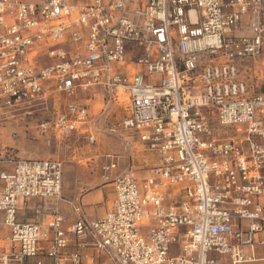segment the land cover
I'll return each instance as SVG.
<instances>
[{"label":"built area","instance_id":"2783aa9c","mask_svg":"<svg viewBox=\"0 0 264 264\" xmlns=\"http://www.w3.org/2000/svg\"><path fill=\"white\" fill-rule=\"evenodd\" d=\"M263 43L264 0H0V129L36 118L47 148L105 132L157 158L139 182L104 156L112 208L86 221L71 204L63 229L62 162L0 151L13 163L0 171V264H242L243 247H264V85L250 93L239 69ZM94 89L107 109L90 118ZM31 199L48 222L20 220Z\"/></svg>","mask_w":264,"mask_h":264},{"label":"crops","instance_id":"0c3cea01","mask_svg":"<svg viewBox=\"0 0 264 264\" xmlns=\"http://www.w3.org/2000/svg\"><path fill=\"white\" fill-rule=\"evenodd\" d=\"M24 1L32 2L34 0ZM251 20L250 16L243 17L235 35H247L246 29ZM263 59L264 43L261 57L250 59L240 65L239 69L249 92L250 88L255 89L254 92L256 93L263 92L264 72L261 64ZM259 86L261 88L258 91L257 87ZM84 98L86 100L82 102L88 106L90 118L97 115L101 108L107 109L102 93L98 89L91 90L89 95ZM98 106L100 108L96 110ZM117 110H112L115 112V118L125 115L123 111ZM36 124V118H29L24 121H8L4 125L5 129H0L1 135H7V138L0 137V151L16 150L18 152L16 156L19 158L12 157L14 160L52 159L62 162L61 195L64 201L59 205V212L63 217V229H68L78 218L71 204L80 208V215L86 221L101 219L112 208L114 201L113 184L102 179L99 168L104 156L115 157L118 161L117 169L112 173V176L129 171L134 174L139 182L144 181L150 175V169L157 162L155 155L138 146L137 143L128 151L124 148L121 138L105 132L98 135L97 142L93 147L79 143L82 138L79 134H75L66 144L47 148L44 140L36 136ZM64 149L71 150L70 159L66 161L61 160L60 152ZM12 169V162L0 161V171L11 172ZM19 216L23 222L46 223L51 218V212L42 201L31 199L25 204H20ZM6 236L7 230L1 225L0 214V251L5 249ZM256 239L264 240V233L258 234ZM44 245L41 246L44 247ZM83 253L87 256L93 255L90 250ZM241 253L246 260L242 264H264V247L262 246L243 247Z\"/></svg>","mask_w":264,"mask_h":264},{"label":"rangeland","instance_id":"374dc122","mask_svg":"<svg viewBox=\"0 0 264 264\" xmlns=\"http://www.w3.org/2000/svg\"><path fill=\"white\" fill-rule=\"evenodd\" d=\"M61 102L63 103V97L61 98ZM98 108H100L99 106L96 108V110H98ZM118 111V110H117ZM119 112H121L120 110H119ZM120 117V116H119ZM1 129H5V126H3ZM218 131L223 135V137H224V134L226 133V135L228 134H232V131L231 130H229V129H218ZM5 133V132H4ZM1 135V134H0ZM0 137H3V138H7V135H5V134H3V135H1ZM79 143H81L82 145H84V146H87V147H93V146H89V145H87V143H86V141L85 140H83V139H81L80 140V142ZM71 151V150H70ZM70 151L69 150H66V149H64V150H62L61 152H60V154H61V160H63V161H66V160H68V159H70L69 157V154H70ZM5 155H7V156H9V157H16V158H19V157H17L16 155H17V151L16 150H7L6 149V151L5 150H3L2 151ZM180 245H177V244H175V245H173V246H171V248H170V252H169V255H170V257H177V256H180Z\"/></svg>","mask_w":264,"mask_h":264}]
</instances>
